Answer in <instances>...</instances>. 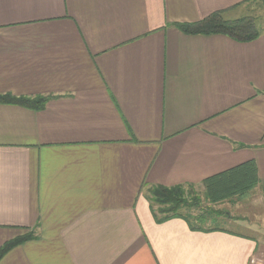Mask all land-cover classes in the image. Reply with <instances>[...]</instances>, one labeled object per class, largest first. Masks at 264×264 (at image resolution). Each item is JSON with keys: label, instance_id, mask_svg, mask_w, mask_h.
<instances>
[{"label": "crops", "instance_id": "obj_1", "mask_svg": "<svg viewBox=\"0 0 264 264\" xmlns=\"http://www.w3.org/2000/svg\"><path fill=\"white\" fill-rule=\"evenodd\" d=\"M251 1L0 0V94L51 96L0 104V249L35 235L0 264H264L263 240L158 223L147 199L249 160L264 182V27L238 42L176 26Z\"/></svg>", "mask_w": 264, "mask_h": 264}, {"label": "trees", "instance_id": "obj_2", "mask_svg": "<svg viewBox=\"0 0 264 264\" xmlns=\"http://www.w3.org/2000/svg\"><path fill=\"white\" fill-rule=\"evenodd\" d=\"M176 26L185 34L224 35L238 42L254 41L262 33L253 17L242 16L236 19H226L222 12L215 13L196 23L176 24ZM50 99L51 96L28 98L0 94V104L19 105L32 110L44 109ZM260 185L264 193V182H260L255 160L246 161L208 177L203 182L205 197L212 204L240 198ZM186 189V186H153L148 188L147 199L150 202V208L156 222L163 223L179 218L185 220L193 231L208 233L222 231L218 227L205 226L203 223L215 220L214 216L219 218L223 215L228 216V214L222 210H199L200 201L198 199L190 201ZM195 210L199 211L195 213ZM34 239L35 235L29 232L4 244L0 249V261L12 249Z\"/></svg>", "mask_w": 264, "mask_h": 264}, {"label": "rangeland", "instance_id": "obj_3", "mask_svg": "<svg viewBox=\"0 0 264 264\" xmlns=\"http://www.w3.org/2000/svg\"><path fill=\"white\" fill-rule=\"evenodd\" d=\"M248 7L249 8L246 9L243 16L253 17L259 26L264 27V0H252L249 3ZM188 187L189 186H186L187 196L190 201H194L195 199H198L200 201L199 210L206 211L208 209H214L229 212L232 215L244 214L248 217L249 221H255L256 219L261 217L263 223V225L261 224V227H264V193L261 186L259 189L253 191L252 193H248L249 195H247L245 200L242 199V197L239 198V200H242V203H238V205L232 203V200L236 198L228 201H223L217 204H212L209 200L206 199L204 191L200 190L199 188ZM199 210H195L194 212L197 213ZM214 219L215 220L203 223V225L227 228L233 231L237 230L247 236H253L264 241V232L257 233L246 229L237 228L236 225H230L228 224V219L226 218V215L220 216L219 218H216L214 216Z\"/></svg>", "mask_w": 264, "mask_h": 264}]
</instances>
